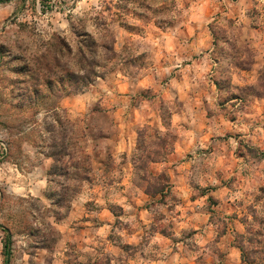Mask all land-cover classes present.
Segmentation results:
<instances>
[{"label": "clouds", "instance_id": "1", "mask_svg": "<svg viewBox=\"0 0 264 264\" xmlns=\"http://www.w3.org/2000/svg\"><path fill=\"white\" fill-rule=\"evenodd\" d=\"M0 264H264V0H0Z\"/></svg>", "mask_w": 264, "mask_h": 264}]
</instances>
